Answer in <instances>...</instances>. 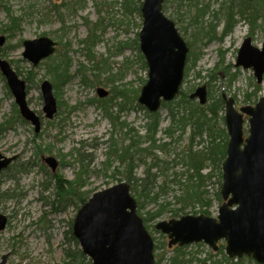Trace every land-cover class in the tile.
<instances>
[{
    "label": "rangeland",
    "instance_id": "1",
    "mask_svg": "<svg viewBox=\"0 0 264 264\" xmlns=\"http://www.w3.org/2000/svg\"><path fill=\"white\" fill-rule=\"evenodd\" d=\"M126 1L130 5L125 6V0H0V38L4 37L3 44L0 45V57L16 61L13 65L20 67L23 78L28 75L29 70L33 71L34 75L28 82V99L30 107L42 117L41 130L35 135L32 123L18 112L15 97L0 70V153L6 157H16L7 168L0 171V214L7 218L6 226L0 229V262L7 255V264H69L64 263L67 259L66 251L81 248L79 242L72 238L71 222H74L82 204L75 195L71 197L76 203L72 199L64 205L56 202L54 181L48 187L43 186V183L55 173H61L67 180L75 179L82 173L77 149L91 154V166L88 172H84L81 192L87 195L91 191L89 196H92L98 190L119 183L121 175L114 170L118 167L119 160L116 159L114 150L116 146L124 145L130 140H126L125 130H120L112 117L115 119L117 116L120 121H125L130 127L144 133L148 110L137 99H133L134 91L138 90L139 96L148 79V66L140 58L142 51L139 43L143 19L137 7L143 0ZM233 1L236 4L233 9V27L223 35L228 22L227 7ZM238 1L204 0L207 14L202 24H192L195 12V8L190 6L192 0H169L165 3L166 15L176 22L190 47L189 55L198 54L195 61L188 59L181 92L186 93L187 99L202 107L214 103L216 99H222L223 94L234 97L238 109L247 104L255 105L264 96V82H257L251 68L244 69L236 65L239 48L247 36H251L255 46L262 47L264 20L258 21L257 28L251 33L248 20L238 12ZM222 3L225 5L222 6ZM7 8L23 19L20 30L13 31L11 36L7 34ZM211 23L216 37L211 40L207 37L196 38L195 32L199 28L203 29V26L207 28ZM202 35L203 30L200 36ZM41 36L54 40L57 43L56 50L37 66H33L23 57L24 41ZM90 36L95 42L88 50ZM63 60H70L72 76L56 98L68 107L65 104L58 107L54 118L49 119L43 111L41 84L46 79L52 82L51 75L47 72V63L52 61L56 64ZM85 78L91 81L88 79L89 82H84ZM255 84L261 85V89L248 100L247 96L255 93ZM203 85L208 91V101L205 104L199 103L198 98H190L195 89ZM116 86L129 90L128 109L124 106L125 110L120 111L118 103L124 102L123 97L110 99ZM99 88L107 90L108 95L100 97ZM180 96L181 94L172 102L177 101ZM100 100L109 101V112L102 107ZM158 112L162 119L158 138L162 143L170 144L167 150L157 151V154L169 161V164L166 175L161 174L159 168L153 169V173L158 174L157 184L150 187L151 194L145 193L147 195L141 198L145 204L142 213L155 211L159 205L167 202L173 203L171 208L179 207L176 197L183 193L182 184L194 170L191 160L199 156L200 151H206L210 145L209 133L195 136L194 127L190 124L183 129L174 124V132L168 135L165 129L174 123L169 108L162 105ZM217 116L218 124H214V128L218 129L220 126L227 132L223 118L224 102L223 106L220 105ZM248 133L249 123L246 118L245 137ZM191 147L192 154L189 153ZM48 156L57 159L56 171L43 160ZM148 161L151 162L150 159ZM195 164L203 168L201 172L204 175L214 173L204 180L203 188L207 190L206 196L211 199L210 214L217 216L219 207L225 202L222 195L221 199L218 196L223 178L220 182L218 168H215L216 164L213 162L204 160ZM144 170L145 166L140 164L136 169L137 176H142ZM178 180L181 182L178 183ZM195 207L198 209L200 206ZM187 212L194 213L192 207ZM172 217V212L168 211L149 223V231L155 244L160 245L155 251L156 259H161L160 264H172L171 258L180 253L174 247H169L167 236L155 228L159 221ZM163 241L165 245L162 244ZM224 243L221 241L220 245ZM199 244L192 243L185 248L181 264H200L203 261L199 259L207 257H210L208 261L213 264H235L237 260L232 261L233 258L226 256L229 260L226 261L225 250L220 253V250L215 251L206 243ZM180 259L183 260L182 257ZM239 259L243 260L240 264H255L247 256ZM88 261L90 259L86 258L82 263L89 264Z\"/></svg>",
    "mask_w": 264,
    "mask_h": 264
},
{
    "label": "water",
    "instance_id": "2",
    "mask_svg": "<svg viewBox=\"0 0 264 264\" xmlns=\"http://www.w3.org/2000/svg\"><path fill=\"white\" fill-rule=\"evenodd\" d=\"M165 0H144L141 12L143 26L140 31V48L148 65V80L142 87L138 101L149 111L156 112L163 102L179 94L185 74L189 46L180 34L176 23L163 10ZM4 37L0 38V45ZM56 42L48 36L25 40L23 57L37 66L56 50ZM237 66L252 68L258 83L264 80V43L253 45L246 37L239 49ZM0 70L7 79L22 117L41 129L40 116L28 102L27 83L13 69L9 61L0 57ZM43 111L53 118L58 110L53 84H41ZM100 97L108 91L99 88ZM191 98L201 104L208 99L206 86L196 88ZM225 121L230 136L227 157L223 163L221 194L225 202L217 217L204 214H185L179 218L159 221L155 228L169 237V247L205 241L214 249L217 242L227 241L230 257L252 256L264 264V96L253 105L238 110L234 97L224 94ZM244 114L249 116V134L244 137ZM16 157L0 153V171ZM56 170L57 159L44 158ZM7 218L0 214V229ZM73 233L82 251L93 264H156L154 240L137 211V200L126 181L98 190L83 204L73 223ZM7 263V255L0 264ZM201 264H211L203 262Z\"/></svg>",
    "mask_w": 264,
    "mask_h": 264
},
{
    "label": "trees",
    "instance_id": "3",
    "mask_svg": "<svg viewBox=\"0 0 264 264\" xmlns=\"http://www.w3.org/2000/svg\"><path fill=\"white\" fill-rule=\"evenodd\" d=\"M132 0H130L131 2ZM169 1V0H168ZM204 1V0H203ZM203 1L201 0H192L190 3V6H193L195 8L194 15L192 17V24H202L204 21V16L207 14L206 7L203 4ZM129 1L125 0V6L130 5L128 4ZM225 5V3H222V6ZM234 1L229 4L227 7L226 12V18H227V26L225 28V31H223V35L227 34L233 27V21H234ZM142 6V2L139 7H137V10L140 12ZM238 6V12L241 13L244 19L248 20L250 24V31L251 33L257 28L258 21L264 20V0H239L237 3ZM129 11H133L129 9ZM7 16H8V23L6 27L8 28L7 34L11 36V33L16 30H20L21 24H22V17L15 15V13L7 8ZM12 27V28H10ZM201 30H203V35L200 36ZM196 38H204L207 37L209 40L216 37L215 28L212 26V23L206 28L203 26V29H198L195 32ZM95 39L90 40L88 42V50L91 49V47L94 45ZM140 58L142 62L144 63V56L140 54ZM198 58V54L191 53L190 60L189 61H195ZM13 65V62L16 61H10ZM70 60L69 61H59L58 63H52V61L47 63V72L51 75V79L54 85L55 94L56 97L60 95L61 88L65 86L68 81L71 78L70 73ZM14 66V65H13ZM19 74L22 73L20 70V67H14ZM34 70V68H31ZM32 75H34L32 70L28 71V75L24 78L29 82L32 78ZM98 76V75H97ZM114 77V75H113ZM89 78L83 79L84 82H89ZM108 79L112 80L111 77ZM90 80V79H89ZM91 81V80H90ZM255 93L252 95H248V100L252 99L253 95H257V92L260 91L261 85L255 84ZM29 89V85H28ZM114 95L110 97L111 100L123 97L124 102L118 103V106L120 108V111L123 110L124 106H126L125 109H128V100H130V97L128 96L127 92L129 91L126 88H114ZM138 91V90H137ZM137 91H134V97L133 99H137L138 101V93ZM180 98L175 102H165L163 103L164 106L169 108L170 117L173 119V124L170 125L165 131L168 135H172L174 132V124L177 126H182L183 129L185 125L190 124L194 127V135L196 136H202L204 132L209 133V143L210 145L207 147L206 151H200L196 158L191 160L192 168H194L193 172L190 174L189 178L184 181L182 184V190L183 193L179 196H177V201L180 204L179 207H173L171 208L173 203L167 202L165 204L159 205L158 209L155 211H146V213H142L141 210L144 209V201L141 199L143 196H146L150 193V187H154L157 182V173H153L154 168H159L161 174L166 175V170L168 168L169 161L160 158L157 154V151L160 150H167L170 143L164 144L161 142V139L158 138V134L161 131V113L160 112H149L147 111L148 120L146 121L144 125V133H142L140 130L130 127L128 123L125 121H120L119 118L116 116L114 119L112 117V121L116 126H119L120 130H125L124 134L127 137L126 140H130L128 143L124 145H118L116 146L114 153L117 155V160H119L118 167L114 168L116 171V174H120L121 177L119 181H126L130 185V191L133 194V196L136 198L138 203V212L140 215H142L144 222L146 223L147 227L149 228V223L152 221H155L158 217L162 216L168 211L172 212L173 217H179L184 214H187V209L189 207H192L193 214H210V206H211V199L206 196L207 190L203 188L204 186V180H206L207 177H211L214 173L211 172L208 175H204L201 171L203 168L197 164H195L198 161H211L215 166V168H218V174H219V180L221 182L222 180V166L224 159L227 155V146H228V133L224 130V128L216 129L214 128V124H218L217 121V113L218 109L220 108V105L223 106V100L222 99H216L214 103L209 104L206 107H202L199 104L194 103L193 101L187 99L186 93L181 92ZM129 97V98H128ZM135 101V100H134ZM102 107L106 109L107 112H109L110 103L107 100H100ZM68 107V105L61 100H58V107H61L64 105ZM139 106V104H137ZM72 108V106L70 107ZM124 109V110H125ZM70 110V109H69ZM17 112V110H16ZM211 114V115H210ZM224 118V117H223ZM13 121V120H12ZM11 121V122H12ZM10 122V121H9ZM11 125V124H10ZM1 129V127H0ZM38 135V134H35ZM77 152L79 153L78 162L82 163V173H79L78 176L75 179L67 180L64 178V176L61 175V173H55L50 176V179H47L45 183H43V186L48 187L51 186L54 181V188L56 190V202L62 203L63 205L72 199L71 196H77L79 199V202L83 205L88 199L90 192H86L87 195L84 192H81L80 184L84 181V172L89 171L90 164V155L91 154H85L81 151V149H77ZM189 153L192 152V147L189 151ZM151 160L148 161V160ZM110 160V159H109ZM109 161H107L106 164H108ZM142 164L145 166L144 174L142 176H137L136 169L138 166ZM123 167V170L121 168ZM107 167V169H109ZM215 168H213V171H215ZM158 170V169H157ZM187 170H190L189 168ZM115 174V172L113 173ZM168 182V180H166ZM181 180H178V183H180ZM142 188V189H141ZM83 193V195H81ZM147 193V194H145ZM85 194V195H84ZM158 195L160 193H157ZM158 195L156 198H158ZM70 196V197H69ZM219 199H221L220 192L218 193ZM73 200V199H72ZM73 202L76 203V201L73 200ZM78 202V201H77ZM195 205H199L200 207L198 209H195ZM170 208V209H169ZM71 225H73V222H71ZM72 230V228H71ZM70 230V231H71ZM165 237V236H163ZM72 238L76 241L74 235H72ZM77 242V241H76ZM165 245L166 243L163 241L162 243ZM160 245H155L154 251H156L157 248H159ZM188 246L180 247L176 246L174 249L177 252H180L173 256L171 258L172 264H181L184 261L185 257V248ZM220 251L224 252V246L220 247ZM66 257L67 259L64 260V263L69 264H83V260L88 258L81 249L76 250H67L66 251ZM180 254V255H179ZM180 257L183 258L180 259ZM210 259V257H207L205 259H199L200 261H206ZM224 259L226 261H229L226 256H224ZM161 259H157V264H160ZM197 260V259H196ZM252 260V259H251ZM89 264L91 263V260L88 261ZM243 263V260L240 259L235 262V264ZM214 264H217V262H214ZM257 264V263H255Z\"/></svg>",
    "mask_w": 264,
    "mask_h": 264
}]
</instances>
